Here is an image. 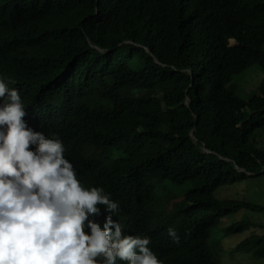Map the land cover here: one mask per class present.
Returning <instances> with one entry per match:
<instances>
[{
    "label": "trees",
    "instance_id": "1",
    "mask_svg": "<svg viewBox=\"0 0 264 264\" xmlns=\"http://www.w3.org/2000/svg\"><path fill=\"white\" fill-rule=\"evenodd\" d=\"M263 45L264 0H0V79L27 126L59 135L82 185L118 201L113 220L150 237L162 264H220L218 222L264 214L215 196L264 174V77L247 99L230 83L253 66L264 76ZM234 250L264 264V233Z\"/></svg>",
    "mask_w": 264,
    "mask_h": 264
},
{
    "label": "clouds",
    "instance_id": "2",
    "mask_svg": "<svg viewBox=\"0 0 264 264\" xmlns=\"http://www.w3.org/2000/svg\"><path fill=\"white\" fill-rule=\"evenodd\" d=\"M25 115L20 92L0 79V264H162L150 237L113 220L118 201L82 185L59 135L34 131ZM98 205L110 213L103 228L89 219Z\"/></svg>",
    "mask_w": 264,
    "mask_h": 264
},
{
    "label": "rangeland",
    "instance_id": "3",
    "mask_svg": "<svg viewBox=\"0 0 264 264\" xmlns=\"http://www.w3.org/2000/svg\"><path fill=\"white\" fill-rule=\"evenodd\" d=\"M230 45H234L233 40L230 41ZM262 50L264 53V45L262 46ZM263 77V72L260 70V68L253 66L244 72L235 75L230 83L235 87V92L238 96L243 99H247L253 93V91L257 89ZM230 187L231 188L228 189L220 191L218 190L219 192L216 191L215 196L218 198L234 197L237 200L249 202L264 208V174L250 176L242 182L231 185ZM239 220L259 222L255 228H249L244 232L235 234L231 237L221 238V229L230 223H234ZM259 224L264 225V214L247 209H241L238 212L221 219L217 226L213 229L215 231L211 235L213 237L212 239H215V241L216 239L218 240L217 245L213 249L216 260L220 264H254L256 259L252 253L236 252L234 248L237 243H239L251 233L263 234L264 230L259 227Z\"/></svg>",
    "mask_w": 264,
    "mask_h": 264
},
{
    "label": "water",
    "instance_id": "4",
    "mask_svg": "<svg viewBox=\"0 0 264 264\" xmlns=\"http://www.w3.org/2000/svg\"><path fill=\"white\" fill-rule=\"evenodd\" d=\"M261 172H263V171H261ZM247 175H249V176H250V175H252V174H249V173H247Z\"/></svg>",
    "mask_w": 264,
    "mask_h": 264
}]
</instances>
